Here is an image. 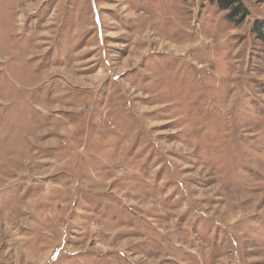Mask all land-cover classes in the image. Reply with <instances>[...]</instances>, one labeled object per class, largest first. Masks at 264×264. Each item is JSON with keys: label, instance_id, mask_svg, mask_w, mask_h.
Here are the masks:
<instances>
[{"label": "rangeland", "instance_id": "obj_1", "mask_svg": "<svg viewBox=\"0 0 264 264\" xmlns=\"http://www.w3.org/2000/svg\"><path fill=\"white\" fill-rule=\"evenodd\" d=\"M0 0V264H264V0Z\"/></svg>", "mask_w": 264, "mask_h": 264}, {"label": "trees", "instance_id": "obj_2", "mask_svg": "<svg viewBox=\"0 0 264 264\" xmlns=\"http://www.w3.org/2000/svg\"><path fill=\"white\" fill-rule=\"evenodd\" d=\"M216 4L218 9L226 11V18L230 21L240 23L248 15V10L241 0H209ZM252 31L257 38L264 42V19L256 20L252 26Z\"/></svg>", "mask_w": 264, "mask_h": 264}]
</instances>
